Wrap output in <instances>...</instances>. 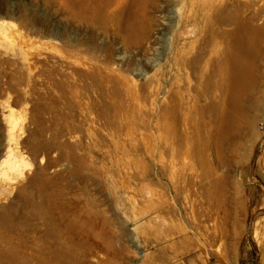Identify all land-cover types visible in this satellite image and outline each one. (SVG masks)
<instances>
[{
    "label": "rangeland",
    "instance_id": "obj_1",
    "mask_svg": "<svg viewBox=\"0 0 264 264\" xmlns=\"http://www.w3.org/2000/svg\"><path fill=\"white\" fill-rule=\"evenodd\" d=\"M215 3L180 52L182 0H0V264H264V0Z\"/></svg>",
    "mask_w": 264,
    "mask_h": 264
},
{
    "label": "bare ground",
    "instance_id": "obj_2",
    "mask_svg": "<svg viewBox=\"0 0 264 264\" xmlns=\"http://www.w3.org/2000/svg\"><path fill=\"white\" fill-rule=\"evenodd\" d=\"M182 5H184L186 9L182 13H180L181 9H178V12L180 13L179 14V22H178V26H177V28H178L177 29V33H178L177 34V36H178L177 37V44L179 46L178 47V51L182 52L188 46L193 47L191 45L192 44L194 45V42L197 39V32H199L198 31L199 28H197V26L199 25L198 24L199 23V20H198L199 11H202L205 14L206 18L209 20V30H210V34H211L210 37H211V41L213 42L215 40V32H216V28H215L216 27V17H215L216 16V13H215L216 12V3H215V0H182ZM199 15H201V14H199ZM6 16H7V19H3V21L0 22V28H2V26H5V25L9 26V27H14V22L11 20V18H12L11 12H9ZM198 55L199 54L195 55L196 56L195 59L198 57ZM182 56H184V55L182 54ZM200 56H202V55H200ZM180 58L183 59V57H180ZM178 59H179V57H178ZM182 59L179 62H184V61H182ZM186 62H187V60H186ZM195 63H197V62H195ZM174 64H175V62H174ZM180 64H178V65H180ZM176 65H177V63H176ZM180 66H182V64ZM183 67H185V66L183 65ZM243 79H239V80L241 81V83H243V82L246 83V80H243ZM243 88H244V86H243ZM4 107H5V109L7 108L6 110L8 111V115H7V117H8V131H7V134H8V137H9V142L10 143L11 142L16 143V145H17L16 137H17L18 132L22 130V125H23L22 121L24 120L23 116L21 115V113H19L17 110H15L9 103H6L4 105ZM238 107H240V106L238 105ZM180 138L182 139V136H180ZM173 140L174 139H172V143H173ZM173 145H172V147H173ZM169 146H170V144H169ZM177 146H175V147H177ZM175 147H173L174 151L176 150ZM173 148H172V151H173ZM175 152L177 153L178 149ZM173 153H172V157H175L174 156L175 153L174 154ZM177 155H178V153H177ZM170 156H171V154H170ZM22 160H23V157L20 154L17 153L16 147H12L11 144L8 147V149H6V151L0 156V175H2L5 178V180H7V183L12 182L13 180H17V178L23 174V165H22L23 161ZM177 160L179 161L178 158H177ZM170 162H171V164H170ZM170 162H169L170 166L168 164V166L170 167L168 170L170 171V174H171L172 178L174 179V176H176L175 175L176 172H178L177 171L178 168L176 169L177 163L175 162L174 158H172L170 160ZM211 168H213V166ZM193 176L196 179L200 178L197 172H194ZM198 182H201V181L199 180ZM198 182L196 183V185H199ZM156 203H158V202H156ZM159 205H161V204H159ZM193 213H194V215H192V218H193L194 222L192 223V225L190 224V230L193 231V233H191V234L195 235L196 238H197V244H198L197 247L200 249V251L203 250L204 252L207 253V255L214 256V258L217 259L219 256L222 255L221 254L219 256L218 255L216 256L219 248L221 247L218 244L220 243V240L225 238L224 232L221 231L220 229L218 231V225H216L217 223L215 224L214 223L215 221L213 222V220H214L213 212L211 213L210 211L208 212V210H207V213H205V212L198 213L196 211H194ZM187 215H188V213H187ZM197 215H198V220L196 222L195 221V216H197ZM186 216H185V218H186ZM187 222H188V220H187ZM192 239H194V238H192ZM223 245H225V243ZM223 247L224 246H222V248ZM213 248H216L217 252H214L215 250L213 251ZM263 250H264V244H263ZM224 251H225V249H224ZM219 252L221 253L222 251L220 250ZM219 252H218V254H219ZM224 255H225V257L227 256L226 254H224Z\"/></svg>",
    "mask_w": 264,
    "mask_h": 264
}]
</instances>
